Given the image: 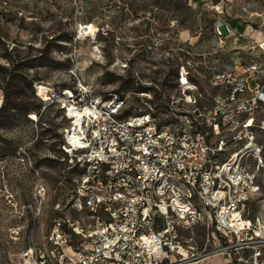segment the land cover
I'll return each instance as SVG.
<instances>
[{
	"label": "built area",
	"instance_id": "1",
	"mask_svg": "<svg viewBox=\"0 0 264 264\" xmlns=\"http://www.w3.org/2000/svg\"><path fill=\"white\" fill-rule=\"evenodd\" d=\"M241 1L204 0L218 15L217 38L238 32L229 20L238 22L230 17ZM252 1L260 17L245 26L255 30L264 0ZM226 80L231 89L208 103L182 66L179 93L162 91L153 106L125 116L122 97H103L81 81L37 92L44 107L57 102L67 120L57 157L63 178L50 189L59 214L42 243L7 264H190L214 254L230 256L231 264H264L258 171L240 150L218 157L228 140L255 145L253 135L221 137L246 106L234 104L243 82L231 73ZM263 163L258 157L257 169Z\"/></svg>",
	"mask_w": 264,
	"mask_h": 264
},
{
	"label": "rangeland",
	"instance_id": "2",
	"mask_svg": "<svg viewBox=\"0 0 264 264\" xmlns=\"http://www.w3.org/2000/svg\"><path fill=\"white\" fill-rule=\"evenodd\" d=\"M253 3H236L230 18L239 23H229L239 33L219 39L213 33L218 15L204 0H0V264L42 243L59 214L50 189L63 178L57 157L67 120L57 102L44 108L38 84L58 91L81 81L103 97H122L125 116L153 106L162 91L179 93L175 77L182 66L208 103L231 89V73L244 84L234 104L245 100L246 106L221 137L253 135L255 145L228 140L218 157L240 150L258 171L264 197V163L256 167L258 157L264 162V34L257 41L242 32L260 17ZM10 78L20 82L12 101L40 105L38 121L32 110L6 100ZM190 264H231V257L214 254Z\"/></svg>",
	"mask_w": 264,
	"mask_h": 264
},
{
	"label": "trees",
	"instance_id": "3",
	"mask_svg": "<svg viewBox=\"0 0 264 264\" xmlns=\"http://www.w3.org/2000/svg\"><path fill=\"white\" fill-rule=\"evenodd\" d=\"M19 81H18V83H17V81L15 80V79H13V78H10V79H8L7 81H6V83H5V86H4V88H3V92H4V96H5V98H6V100L8 101L9 99H11V97L13 96V94H16V93H18L17 92V90H16V88H18L17 87V85H19ZM27 83H28V81H27ZM29 84H30V82H29ZM23 96V95H22ZM10 101V104H11V107H13V108H17L18 110H20V111H25V112H27V111H33L34 113H36V115H37V120L36 121H38L39 120V118H40V116H41V114H40V105H33V106H30V104L29 103H25V104H23L22 106H21V104H20V106H19V103H14L13 101H12V99L11 100H9ZM46 107V106H45ZM44 107V108H45ZM30 113H28V115H29Z\"/></svg>",
	"mask_w": 264,
	"mask_h": 264
},
{
	"label": "bare ground",
	"instance_id": "4",
	"mask_svg": "<svg viewBox=\"0 0 264 264\" xmlns=\"http://www.w3.org/2000/svg\"><path fill=\"white\" fill-rule=\"evenodd\" d=\"M247 31V33H250L251 37H254L255 34H259L260 36H262L264 34V31L260 28H257L255 30H250L249 27L245 26L244 30H242V32ZM259 35L257 37H259ZM256 42V41H255ZM184 75V73H183ZM38 89V93H42L48 90V88L46 86H43L42 84H38L37 86ZM68 250H70V248H67Z\"/></svg>",
	"mask_w": 264,
	"mask_h": 264
},
{
	"label": "crops",
	"instance_id": "5",
	"mask_svg": "<svg viewBox=\"0 0 264 264\" xmlns=\"http://www.w3.org/2000/svg\"><path fill=\"white\" fill-rule=\"evenodd\" d=\"M182 35L185 36V32H184ZM258 35H259V34H258ZM258 35H257V34L254 35V37H256V38L258 39L257 41H259V39H260V37H261L260 35H259V37H257ZM262 36H263V35H262Z\"/></svg>",
	"mask_w": 264,
	"mask_h": 264
}]
</instances>
